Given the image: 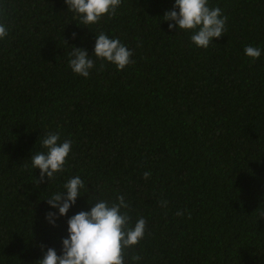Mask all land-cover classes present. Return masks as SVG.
Masks as SVG:
<instances>
[{
    "label": "trees",
    "instance_id": "obj_1",
    "mask_svg": "<svg viewBox=\"0 0 264 264\" xmlns=\"http://www.w3.org/2000/svg\"><path fill=\"white\" fill-rule=\"evenodd\" d=\"M171 7L121 0L87 28L64 0H0V264L59 251L67 217L48 225L43 199L74 175L86 193L68 216L119 194L133 222L144 217L125 264H264V0H209L226 19L206 49L168 29ZM100 31L132 63L117 71L93 57L87 78L74 75L70 46L91 55ZM48 132L72 145L47 185L28 158Z\"/></svg>",
    "mask_w": 264,
    "mask_h": 264
},
{
    "label": "clouds",
    "instance_id": "obj_2",
    "mask_svg": "<svg viewBox=\"0 0 264 264\" xmlns=\"http://www.w3.org/2000/svg\"><path fill=\"white\" fill-rule=\"evenodd\" d=\"M66 10L74 19L87 27L97 24L102 17L112 16L121 0H64ZM169 30L190 33L189 39L197 48L206 49L213 38L225 32V16L218 7H209V0H172V7L163 13ZM8 35L4 23H0V40ZM76 38V33H72ZM67 65L74 75L87 78L94 68V60L112 64L117 71L132 63L131 49L119 38L110 37L103 31L94 35L92 54L81 47L70 46ZM259 45H245L244 55L255 60L261 54ZM103 64H101V67ZM70 139L60 140L58 132H48L40 140L44 151L30 152L29 167L38 169L36 183L45 180L47 185L53 177L64 170L71 151ZM150 172L143 173L147 178ZM84 181L79 175L65 180L61 190L51 191L43 199L49 211L43 214L44 221L55 227L57 219L65 220V234L60 237L59 251L41 245L42 255L36 264H125L124 250L137 245L145 236V219L137 217L134 222L129 216V204L117 194L114 201L95 199L87 210H79L68 216L69 209L76 205L77 198L85 191ZM163 203V202H162ZM177 215H180L178 212ZM140 257H131L133 262Z\"/></svg>",
    "mask_w": 264,
    "mask_h": 264
}]
</instances>
